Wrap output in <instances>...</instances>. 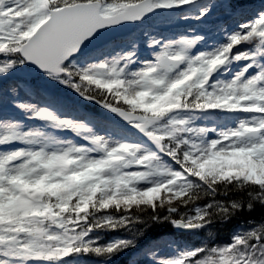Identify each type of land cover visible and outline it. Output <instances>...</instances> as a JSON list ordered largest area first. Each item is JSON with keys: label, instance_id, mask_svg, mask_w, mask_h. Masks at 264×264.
Returning a JSON list of instances; mask_svg holds the SVG:
<instances>
[{"label": "snow or ice", "instance_id": "snow-or-ice-1", "mask_svg": "<svg viewBox=\"0 0 264 264\" xmlns=\"http://www.w3.org/2000/svg\"><path fill=\"white\" fill-rule=\"evenodd\" d=\"M217 8L236 27L207 49L203 34L147 32V58L135 43L95 47L106 31L155 16L205 23ZM18 72L109 115L81 113L56 92L18 99L3 83ZM217 115L233 123H198ZM256 206L264 207V6L0 0V264H109L138 247L149 221L199 232ZM109 232L132 238L101 243ZM164 243L175 254L161 258L153 244L144 249L152 264H264V222L223 244Z\"/></svg>", "mask_w": 264, "mask_h": 264}, {"label": "rangeland", "instance_id": "rangeland-1", "mask_svg": "<svg viewBox=\"0 0 264 264\" xmlns=\"http://www.w3.org/2000/svg\"><path fill=\"white\" fill-rule=\"evenodd\" d=\"M206 2L210 4L218 3L217 0H206ZM184 14L185 13H182L179 10L175 12L176 17H179ZM189 15L191 14L189 13ZM156 20L157 21L155 23H152V26H146L144 28L143 32H141L143 34L142 37L139 35L138 32H136L135 34H132V36L128 35L126 38L118 39L116 38V36L119 34L113 36L114 31L117 29L106 31L101 37H103V39H106L105 40L106 42L109 41L110 42L106 44L103 47V49H105L106 52L111 53L115 50H120L122 48L123 49L130 48L132 44L135 43L138 44L139 46L138 50L140 52L141 57L147 58L149 55V49L146 46L148 40V36H145L146 32L149 33V35H154L157 37L163 36L166 39H175L183 35L203 34L208 38V44L204 45V49H207L213 45L223 42L225 29L231 30L236 27V20L228 19L224 14L223 9L220 8H217L216 11L213 13V15L205 23H200L192 19H188V20L170 19L167 16H158ZM142 26L144 25L142 24ZM125 27L126 26H122L121 28L118 29H125ZM235 70H238V66L235 67ZM29 76L30 73L18 72L15 76L11 77L8 81L3 83L6 86L16 87L18 89L19 92L18 99L29 100V101L42 100L43 93L47 91V89L49 90L50 88L51 90L49 91L58 93L62 99H64L67 103L71 104L74 109L78 110L76 106H74V103L77 102L79 98L76 97L75 94L72 93L70 90L59 87L53 88L52 85L48 84L45 81L42 84H39L37 81H35V83L32 84L33 86H31L24 80V78H27ZM37 84L42 86H38ZM26 89H33L34 96L33 97L27 96L25 94ZM108 115L109 114L105 113L104 114L105 118H99V119L101 120L106 119ZM217 122H219L221 126L233 123L232 121L225 119L223 115H217L213 119L207 121H198V123L207 124L209 126ZM34 124L35 122H32L29 126H34ZM67 135H71V134H67ZM250 228L251 227H248L245 230H248ZM182 232L184 233V231ZM126 235L128 238H132V234H126ZM165 241H170V240L161 241V243L157 244V247L154 249L155 251H157L158 256L161 258H169L175 254V250L168 248L164 243ZM139 245L140 243H138L137 248L127 251V253L130 254L129 257L131 260L129 264H135V263L152 264L151 260L144 255V250H142L144 246L140 248ZM176 245L179 248L185 247L182 244H176ZM80 264H94V263L84 262V260L81 258Z\"/></svg>", "mask_w": 264, "mask_h": 264}, {"label": "trees", "instance_id": "trees-1", "mask_svg": "<svg viewBox=\"0 0 264 264\" xmlns=\"http://www.w3.org/2000/svg\"><path fill=\"white\" fill-rule=\"evenodd\" d=\"M253 7L256 4H263L264 0H247ZM237 196H232L231 199H236ZM218 199L226 200L228 197H218ZM207 201H201L200 203H206ZM249 221L254 223H249ZM261 222H264V207L256 206L253 211L248 212L244 211L238 214L236 217L230 221L223 222L217 220L216 222L209 225L204 230L199 232H189L188 234H183L179 230L175 229L170 223L163 224H153L149 221V226L144 231V234L139 238L140 246L149 247L153 244H156L160 239H170L175 241L176 244H183L185 241L187 244L192 245L205 241L213 242L216 244H223L229 242L233 233L239 231L242 227L246 225H256L258 226ZM137 228L144 229V224L137 225ZM211 233V236L209 235ZM126 234H131L129 232H109L102 234L101 243H106L115 238H128ZM92 262H99L96 257H86ZM129 256H125V253L120 254L119 256L114 257L109 264H129Z\"/></svg>", "mask_w": 264, "mask_h": 264}, {"label": "water", "instance_id": "water-1", "mask_svg": "<svg viewBox=\"0 0 264 264\" xmlns=\"http://www.w3.org/2000/svg\"><path fill=\"white\" fill-rule=\"evenodd\" d=\"M132 25H127L125 29H117L114 31V33H119V32H126L131 28ZM103 37H100V40L97 42V45L95 47L101 46L103 43H105L106 39H103ZM84 108H87L90 112L97 113V114H103L104 110L99 108L98 106L94 105V107H90L86 104V101L81 102Z\"/></svg>", "mask_w": 264, "mask_h": 264}]
</instances>
